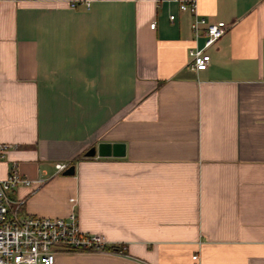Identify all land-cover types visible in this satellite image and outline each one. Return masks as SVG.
<instances>
[{"label": "crops", "instance_id": "obj_1", "mask_svg": "<svg viewBox=\"0 0 264 264\" xmlns=\"http://www.w3.org/2000/svg\"><path fill=\"white\" fill-rule=\"evenodd\" d=\"M178 5L0 0V180L13 163L45 179L11 191L19 215L75 197L80 228L121 251L54 264H264V0H196L229 24L199 71Z\"/></svg>", "mask_w": 264, "mask_h": 264}, {"label": "built area", "instance_id": "obj_2", "mask_svg": "<svg viewBox=\"0 0 264 264\" xmlns=\"http://www.w3.org/2000/svg\"><path fill=\"white\" fill-rule=\"evenodd\" d=\"M167 0H158V2ZM179 10L189 12L192 16L190 29L194 38L203 37L201 47L193 46L188 50V68L204 70L207 68L210 55L207 49L227 31L229 24L218 20L208 21L196 10V0H178ZM88 5V2L85 3ZM75 6V4H72ZM170 20L174 15L169 16ZM155 23L150 24L154 28ZM7 144H0V158ZM67 164H55L56 171L64 170ZM45 179H30L23 176L13 163L4 179L0 180V264H54L59 253L69 252H102L116 253L98 233L83 231L78 223L75 211L77 199L70 198L71 209L65 217H38L19 215L21 201L13 200L11 191L19 185L39 187ZM198 255L192 258L197 259Z\"/></svg>", "mask_w": 264, "mask_h": 264}, {"label": "water", "instance_id": "obj_3", "mask_svg": "<svg viewBox=\"0 0 264 264\" xmlns=\"http://www.w3.org/2000/svg\"><path fill=\"white\" fill-rule=\"evenodd\" d=\"M106 147H108V144H100L98 146V149H96L95 147H91L90 149H88L85 152V156H94L96 154V152H98V154H100V155H106V154H108L105 151ZM73 173H74V166L73 165L69 166L68 168H66L63 171V174H66V175L73 174Z\"/></svg>", "mask_w": 264, "mask_h": 264}]
</instances>
